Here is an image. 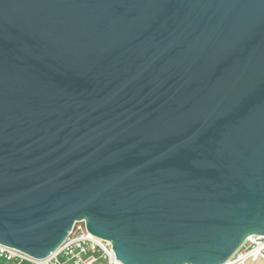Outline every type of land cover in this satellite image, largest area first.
I'll list each match as a JSON object with an SVG mask.
<instances>
[{
  "label": "water",
  "instance_id": "1",
  "mask_svg": "<svg viewBox=\"0 0 264 264\" xmlns=\"http://www.w3.org/2000/svg\"><path fill=\"white\" fill-rule=\"evenodd\" d=\"M81 220L123 264L264 235V0H0V243Z\"/></svg>",
  "mask_w": 264,
  "mask_h": 264
},
{
  "label": "built area",
  "instance_id": "2",
  "mask_svg": "<svg viewBox=\"0 0 264 264\" xmlns=\"http://www.w3.org/2000/svg\"><path fill=\"white\" fill-rule=\"evenodd\" d=\"M264 260V235H250L223 264ZM0 264H123L109 240L90 233L85 220L75 222L67 238L46 258H35L0 243Z\"/></svg>",
  "mask_w": 264,
  "mask_h": 264
},
{
  "label": "crops",
  "instance_id": "3",
  "mask_svg": "<svg viewBox=\"0 0 264 264\" xmlns=\"http://www.w3.org/2000/svg\"><path fill=\"white\" fill-rule=\"evenodd\" d=\"M247 264H264V260L260 259L258 261H249Z\"/></svg>",
  "mask_w": 264,
  "mask_h": 264
}]
</instances>
